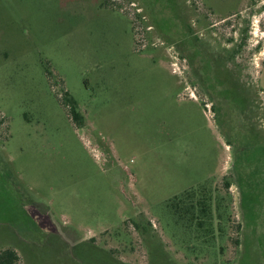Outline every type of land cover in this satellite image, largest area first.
<instances>
[{"label": "rangeland", "instance_id": "374dc122", "mask_svg": "<svg viewBox=\"0 0 264 264\" xmlns=\"http://www.w3.org/2000/svg\"><path fill=\"white\" fill-rule=\"evenodd\" d=\"M263 71L264 0H0V251L264 264Z\"/></svg>", "mask_w": 264, "mask_h": 264}, {"label": "trees", "instance_id": "16d2710c", "mask_svg": "<svg viewBox=\"0 0 264 264\" xmlns=\"http://www.w3.org/2000/svg\"><path fill=\"white\" fill-rule=\"evenodd\" d=\"M66 103L68 104V106L70 107V114L73 118V120L77 123L83 124L84 120L82 115L79 113L78 108H77V102L73 99V98H68L66 99ZM242 109L240 110L241 114L243 115H247V111L246 110V101L244 100V98L242 99ZM248 114H250V112L248 111ZM246 132H249L251 138H252V142H251V147L256 148L255 150L258 149H263L264 150V144L263 143H258L255 141L254 136L256 133L255 130L252 127H250L249 125L246 126V129H244ZM190 198L189 195L184 194V196L180 197V198H176L174 200L175 205H173L174 203H172L173 205V210L174 213L180 218V219H184L185 217L188 218V223L192 224L194 226V223H197V230H201L204 231L207 229V224L209 222V224L211 223V219L209 217V206L207 203V199L204 198L202 199L201 203V208H200V215L196 214V208L198 207L197 205H194L193 203L191 204H185V200ZM184 204V207H183ZM208 224V225H209ZM188 226V224H187ZM191 226V225H190ZM240 229V227H239ZM238 243V245H240L239 241H236ZM19 261V256L18 253L16 252V250L14 249H6V250H2L0 251V264H18Z\"/></svg>", "mask_w": 264, "mask_h": 264}, {"label": "crops", "instance_id": "0c3cea01", "mask_svg": "<svg viewBox=\"0 0 264 264\" xmlns=\"http://www.w3.org/2000/svg\"><path fill=\"white\" fill-rule=\"evenodd\" d=\"M259 84H260V88L262 89V92L264 93V71L260 72Z\"/></svg>", "mask_w": 264, "mask_h": 264}]
</instances>
